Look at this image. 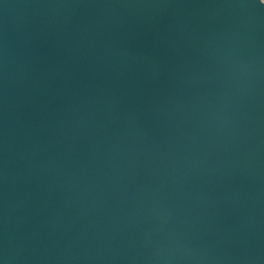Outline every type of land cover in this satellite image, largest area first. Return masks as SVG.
<instances>
[{
  "label": "water",
  "instance_id": "95a60500",
  "mask_svg": "<svg viewBox=\"0 0 264 264\" xmlns=\"http://www.w3.org/2000/svg\"><path fill=\"white\" fill-rule=\"evenodd\" d=\"M0 264H264V6L0 0Z\"/></svg>",
  "mask_w": 264,
  "mask_h": 264
},
{
  "label": "snow or ice",
  "instance_id": "6c2138e0",
  "mask_svg": "<svg viewBox=\"0 0 264 264\" xmlns=\"http://www.w3.org/2000/svg\"><path fill=\"white\" fill-rule=\"evenodd\" d=\"M254 2L259 6H264V0H254Z\"/></svg>",
  "mask_w": 264,
  "mask_h": 264
}]
</instances>
